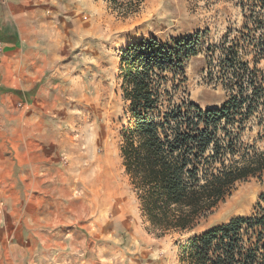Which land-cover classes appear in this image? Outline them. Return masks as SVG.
I'll use <instances>...</instances> for the list:
<instances>
[{
	"label": "rangeland",
	"instance_id": "obj_1",
	"mask_svg": "<svg viewBox=\"0 0 264 264\" xmlns=\"http://www.w3.org/2000/svg\"><path fill=\"white\" fill-rule=\"evenodd\" d=\"M44 1L42 11L61 35L55 67L43 74L52 91L44 88L26 110L13 107L39 125L31 134L39 142L45 136L47 159L53 155L49 141H56L51 167L60 181L55 190L43 184L22 191L15 205L11 192L0 191V264H184L181 247L189 239L252 216L264 192L259 179L236 184L192 232L157 237L141 217L120 156L129 120L120 51L150 38L168 48L190 42L194 55L183 63L175 101L219 108L228 96L219 48L242 27L241 0ZM260 111L249 119L242 142L263 149L264 106ZM5 132L0 126L1 137Z\"/></svg>",
	"mask_w": 264,
	"mask_h": 264
},
{
	"label": "trees",
	"instance_id": "obj_2",
	"mask_svg": "<svg viewBox=\"0 0 264 264\" xmlns=\"http://www.w3.org/2000/svg\"><path fill=\"white\" fill-rule=\"evenodd\" d=\"M240 5L242 27L219 48L217 67L228 94L219 108L175 101L183 63L194 55L190 42L168 48L150 38L120 51L129 114L121 131L122 167L157 237L192 232L238 183L259 179L264 186V148L242 142L249 119L264 106L258 68L264 65V0ZM181 251L184 264H264V192L252 216L194 236Z\"/></svg>",
	"mask_w": 264,
	"mask_h": 264
},
{
	"label": "crops",
	"instance_id": "obj_3",
	"mask_svg": "<svg viewBox=\"0 0 264 264\" xmlns=\"http://www.w3.org/2000/svg\"><path fill=\"white\" fill-rule=\"evenodd\" d=\"M43 3L0 0V126L6 128L5 137L0 136V146H4L0 150V191L11 192L14 205L24 198L22 191L41 190L43 184L55 190L60 181L51 167L58 154L53 149L56 141H49L53 158L47 159L45 136L41 135L43 141L39 142V137L35 141L31 134L34 128L40 131L39 125L25 111L13 107L18 104L26 110L45 89L52 91V86L45 87L43 74L55 67L61 35L55 36L52 21L42 11Z\"/></svg>",
	"mask_w": 264,
	"mask_h": 264
}]
</instances>
